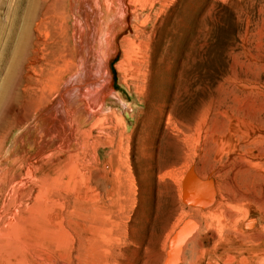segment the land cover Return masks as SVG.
I'll return each instance as SVG.
<instances>
[{"label":"rangeland","instance_id":"1","mask_svg":"<svg viewBox=\"0 0 264 264\" xmlns=\"http://www.w3.org/2000/svg\"><path fill=\"white\" fill-rule=\"evenodd\" d=\"M51 6L70 113L0 146V264H264V0Z\"/></svg>","mask_w":264,"mask_h":264},{"label":"bare ground","instance_id":"2","mask_svg":"<svg viewBox=\"0 0 264 264\" xmlns=\"http://www.w3.org/2000/svg\"><path fill=\"white\" fill-rule=\"evenodd\" d=\"M52 3L53 0H0V146L2 148L7 146L10 134L14 129L31 127L29 126L30 121H34L32 125L36 127L40 125L43 131H51L50 133H52L54 115L51 113L54 114L53 102L56 101L57 97L60 101L58 109L60 108L63 113L65 112V115L70 113L68 102L72 101V98H70L69 87L61 90L62 86L60 87V85L62 83L61 78L66 77V81H68V76L72 73L73 63L72 58L65 54L67 52L63 53V51L68 50V47L63 50L66 43L63 38L61 39L60 32L62 31H56L58 22L65 23L69 19L66 20L64 17L56 15L51 9ZM93 11L96 21H100L101 13L97 6L94 9L88 4L85 15ZM84 17L82 20L87 26ZM61 30L63 29L61 28ZM98 59H100L99 56ZM56 71H61L60 78L48 77L49 74L53 75ZM34 75L48 77V87L40 90L37 88L36 90L34 83L39 79ZM109 84L110 82L107 81L104 89H107ZM85 94L88 96V93L85 92ZM40 110H42V117L38 119ZM13 118L15 119L12 122Z\"/></svg>","mask_w":264,"mask_h":264},{"label":"flooded vegetation","instance_id":"3","mask_svg":"<svg viewBox=\"0 0 264 264\" xmlns=\"http://www.w3.org/2000/svg\"><path fill=\"white\" fill-rule=\"evenodd\" d=\"M192 175H186L183 181V191L186 195V198L192 201L194 204H203L204 202L208 201L210 197V193L204 192L202 195L195 196L191 193L192 184L190 182Z\"/></svg>","mask_w":264,"mask_h":264},{"label":"water","instance_id":"4","mask_svg":"<svg viewBox=\"0 0 264 264\" xmlns=\"http://www.w3.org/2000/svg\"><path fill=\"white\" fill-rule=\"evenodd\" d=\"M191 174L190 172H188L186 175ZM191 184H192V188H191V193L195 196H200L202 195L204 192L209 191V186H206L207 184L205 183V181L201 180L200 178L193 176L190 180ZM183 199L186 200V195L183 192ZM190 201V200H189ZM190 204L193 205H197V206H203L202 204H194L192 202H190Z\"/></svg>","mask_w":264,"mask_h":264}]
</instances>
